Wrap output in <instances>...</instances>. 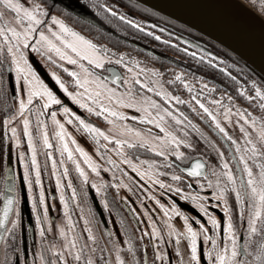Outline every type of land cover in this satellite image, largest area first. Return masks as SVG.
<instances>
[{"label":"snow or ice","instance_id":"obj_1","mask_svg":"<svg viewBox=\"0 0 264 264\" xmlns=\"http://www.w3.org/2000/svg\"><path fill=\"white\" fill-rule=\"evenodd\" d=\"M79 7L0 0V264H264V0Z\"/></svg>","mask_w":264,"mask_h":264},{"label":"trees","instance_id":"obj_2","mask_svg":"<svg viewBox=\"0 0 264 264\" xmlns=\"http://www.w3.org/2000/svg\"><path fill=\"white\" fill-rule=\"evenodd\" d=\"M71 2L74 5H76V8H77L78 12L83 13V9H81L79 7V4L86 3V0H79V4L77 3V0H71ZM110 2H114V0H110ZM126 2L129 3V4H133L135 1L126 0ZM141 7H142V14L136 15V17H135L136 19H143L144 16L148 14L146 11H144V7L145 6L141 5ZM87 20H91L92 23L89 24V23L86 22L83 25V27H84V29L86 31H93L94 32L95 31L94 25L99 23L103 28H105L106 32L113 34V39H115L118 36L121 39V41H123V40L131 41L130 49H135V51L133 52L134 55H136V54H139V55H142V56L147 55L146 53H144V49L147 47V48H150L156 54V56H164V57L176 56L175 51L171 50L169 48V46L162 45L159 42L154 41V40H152L150 38H144L143 34H139V36H137L132 31L127 32L126 34H121L118 30L115 29L114 25H107L103 20L94 18V17H92L90 15L87 16ZM168 27H170V28L175 27L176 31H182L181 28L176 27L175 25L169 24ZM184 34L185 35H189V37L191 39H196L199 42L205 44L206 47L210 48L211 50H213L217 54L222 55L225 60H229L230 57L232 55H234L229 50L225 49L224 47L220 46L219 44L215 43L214 41L206 38L205 36H202L201 34H198L197 32L195 34H191V33L185 32ZM122 50H124V49H122ZM148 58L151 59L153 62H156V63H160V62H165L166 63V61H156L155 57L149 56ZM181 59H183V58L181 57ZM254 71L259 75V73L256 70H254ZM210 78H214V77H210Z\"/></svg>","mask_w":264,"mask_h":264},{"label":"water","instance_id":"obj_3","mask_svg":"<svg viewBox=\"0 0 264 264\" xmlns=\"http://www.w3.org/2000/svg\"><path fill=\"white\" fill-rule=\"evenodd\" d=\"M135 1V0H133ZM173 0H140V4L146 6L147 8H151L154 5H160L161 8L172 3ZM167 15V13H165ZM181 24L187 23L186 20L180 21ZM191 27V26H189ZM211 32V34H209ZM209 32H203L201 29L197 30L198 34L205 36L206 38L214 41L215 43L219 44L220 46L224 47L225 49L229 50L231 53L234 54L233 49L237 47V42L234 38L225 35L222 32L210 29ZM249 66H251L254 70H256L259 74L264 72V64L260 61L258 57H253L252 61H248Z\"/></svg>","mask_w":264,"mask_h":264},{"label":"flooded vegetation","instance_id":"obj_4","mask_svg":"<svg viewBox=\"0 0 264 264\" xmlns=\"http://www.w3.org/2000/svg\"><path fill=\"white\" fill-rule=\"evenodd\" d=\"M45 184L46 185L48 184L47 177H45ZM96 203H98V198H97V201H94V204ZM57 204H58V201H57ZM97 211H102V209L97 208ZM52 215L54 216V218H58L55 213H52ZM29 218H30V211L28 209V206L26 205L25 211H24V230H23V236H24L25 243H29L31 241V234L28 233L27 227H26Z\"/></svg>","mask_w":264,"mask_h":264},{"label":"built area","instance_id":"obj_5","mask_svg":"<svg viewBox=\"0 0 264 264\" xmlns=\"http://www.w3.org/2000/svg\"><path fill=\"white\" fill-rule=\"evenodd\" d=\"M244 2H246V3H248V4H250V0H243ZM261 15H264V13H262Z\"/></svg>","mask_w":264,"mask_h":264},{"label":"rangeland","instance_id":"obj_6","mask_svg":"<svg viewBox=\"0 0 264 264\" xmlns=\"http://www.w3.org/2000/svg\"><path fill=\"white\" fill-rule=\"evenodd\" d=\"M251 1V0H250ZM79 138V137H78ZM82 143H84L83 139L81 140ZM87 146V145H86Z\"/></svg>","mask_w":264,"mask_h":264}]
</instances>
